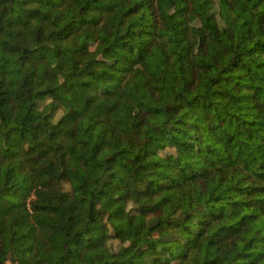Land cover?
Segmentation results:
<instances>
[{
    "label": "trees",
    "instance_id": "trees-1",
    "mask_svg": "<svg viewBox=\"0 0 264 264\" xmlns=\"http://www.w3.org/2000/svg\"><path fill=\"white\" fill-rule=\"evenodd\" d=\"M0 264H264V0H0Z\"/></svg>",
    "mask_w": 264,
    "mask_h": 264
},
{
    "label": "rangeland",
    "instance_id": "rangeland-1",
    "mask_svg": "<svg viewBox=\"0 0 264 264\" xmlns=\"http://www.w3.org/2000/svg\"><path fill=\"white\" fill-rule=\"evenodd\" d=\"M40 65H43V63H40ZM171 74V73H170ZM62 236V230L59 227H55L53 230V238H60ZM98 235H94L92 238L87 240L86 247L90 249V251L93 250V247L97 244Z\"/></svg>",
    "mask_w": 264,
    "mask_h": 264
}]
</instances>
